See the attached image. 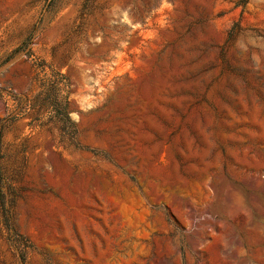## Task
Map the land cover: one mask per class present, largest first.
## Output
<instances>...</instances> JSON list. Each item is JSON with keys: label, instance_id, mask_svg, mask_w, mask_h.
<instances>
[{"label": "rangeland", "instance_id": "374dc122", "mask_svg": "<svg viewBox=\"0 0 264 264\" xmlns=\"http://www.w3.org/2000/svg\"><path fill=\"white\" fill-rule=\"evenodd\" d=\"M0 137V264H264V0H0Z\"/></svg>", "mask_w": 264, "mask_h": 264}, {"label": "trees", "instance_id": "16d2710c", "mask_svg": "<svg viewBox=\"0 0 264 264\" xmlns=\"http://www.w3.org/2000/svg\"><path fill=\"white\" fill-rule=\"evenodd\" d=\"M0 142H1V137H0ZM21 259H22V260H24V258H23V257H21Z\"/></svg>", "mask_w": 264, "mask_h": 264}]
</instances>
